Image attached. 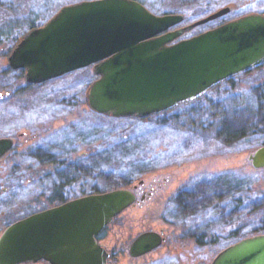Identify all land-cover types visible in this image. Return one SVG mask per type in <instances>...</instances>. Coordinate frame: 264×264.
<instances>
[{"label": "water", "instance_id": "1", "mask_svg": "<svg viewBox=\"0 0 264 264\" xmlns=\"http://www.w3.org/2000/svg\"><path fill=\"white\" fill-rule=\"evenodd\" d=\"M235 8L225 4L184 25V13L158 14L139 0H80L62 5L13 46L8 66L41 83L93 65L98 77L88 92L92 109L114 117H143L193 99L221 80L264 61V12H250L188 37L191 29ZM0 136V158L14 146ZM264 167V144L249 153ZM135 199L116 188L36 211L0 235V264L48 260L51 264H107L96 236ZM141 234L133 253L156 245ZM160 242L159 238L158 241ZM210 264H264V232L226 245Z\"/></svg>", "mask_w": 264, "mask_h": 264}, {"label": "rangeland", "instance_id": "2", "mask_svg": "<svg viewBox=\"0 0 264 264\" xmlns=\"http://www.w3.org/2000/svg\"><path fill=\"white\" fill-rule=\"evenodd\" d=\"M77 1L80 0H0V73L6 72V78L0 79V136H13L19 151L13 156L10 153L0 160V174L3 182L1 186L10 188L0 194V234L9 223L45 206L46 199L41 196L47 189L44 182L56 184L57 178L55 175L49 177L45 175L50 171L49 164V166L35 164L34 167L27 164L29 158L23 152L34 145V141L37 143L48 134L55 137L52 142H59V138H56L59 135L62 137V133H65V130L62 131L64 127H69L66 128L68 134L63 138V140L67 139L66 143L63 146L58 143L54 147L55 150L64 152L62 154L67 163L71 160L79 161L81 164L84 162L86 166L93 165L95 168L91 175L83 177L80 174L75 178L76 182L72 189L80 187V192L89 190L91 185L103 190L116 189L125 182L128 183L125 176L133 174V168L137 165L142 171L152 168L151 176L156 173V165H160L157 173L170 176L167 184L168 193L169 189H177L180 186L181 178L194 176L192 179H195L201 174L206 176L225 172L243 173L246 183L251 184L252 188H264V167H254L249 159V153L256 148V145L249 146V142L243 144L239 139L225 140L219 128L223 120L225 123L232 120L243 122L246 129L248 126L257 124V132H261L256 138L251 139L260 144L264 140V121L259 120L260 116L258 117L257 113L244 111L240 113L241 116L227 111L222 113V102L231 110L230 105L239 100L236 96L240 93L248 100L247 103L254 104L252 101L254 96H264L259 89L250 90L242 86V90L236 89L222 93L218 87H215L202 98L178 106L171 112L158 117L134 119L128 116H103L92 111L87 96L89 85L98 75L96 76L90 66L35 84L27 83L24 70L12 69L8 66L7 57L13 46L24 33L31 29L27 19H34L37 25H41L62 5ZM152 2L154 7L152 11L158 14L185 13L192 21L200 18L199 14L207 8H209L208 14L227 4V0H153ZM236 3L237 6L230 13L203 24L204 30L250 12H264V0H238ZM192 21H186L185 24ZM17 22L20 25L17 26ZM197 27L186 32L183 37L201 31ZM16 36L21 37L16 41ZM240 76L244 80L260 78L264 81V69L251 70ZM256 81L255 83H258ZM261 88L264 90V87ZM262 98L264 103V97ZM237 125L240 126V124ZM71 132L73 134H70ZM113 138L121 139L126 147L125 153L128 155L124 159V164H120V161L115 159H108L111 157V150L106 154V149L112 148ZM89 141L93 143L87 147ZM80 142L84 145H80ZM95 149L97 153L101 151L104 156L102 158L95 156L92 161L87 159ZM115 157H119L118 153H115ZM100 159L103 160L99 161ZM105 162L108 163L106 167H104ZM62 168L71 173L73 166L68 164ZM102 168L105 170L107 168L111 172L104 177L105 182L104 178L96 174ZM68 189L72 190L71 187ZM217 203L216 200L212 201L210 206L214 208L210 207L205 215V219L207 218L208 222L210 220L211 224L213 221L220 220L221 212H218L215 206ZM165 205V211L166 209L169 211V207L174 204L169 201ZM245 212L248 210H244ZM251 215L255 218L264 217L260 209ZM251 215L245 213L247 219ZM230 218H222V221H230ZM120 219L121 217L116 221L117 226H112L108 230L110 235H113L109 240L111 245L122 241ZM174 219L177 225L172 224L173 226L170 225L168 228L179 238V243L174 247L175 251L167 254L171 256L165 259L163 264H209L218 250L228 242L223 244L221 242L219 245L208 244V247L201 249L194 239L190 240L189 235L184 239L186 232L190 229L194 230L196 225L188 228L190 221L177 217ZM153 223L154 220L148 224ZM141 226L143 224L137 222V230ZM116 227L114 233L112 228ZM214 227L217 226L202 227L197 232L196 229L192 232L197 234L198 231H209L215 229ZM185 250L189 251L188 256L185 255ZM24 264L46 263L39 261Z\"/></svg>", "mask_w": 264, "mask_h": 264}, {"label": "flooded vegetation", "instance_id": "3", "mask_svg": "<svg viewBox=\"0 0 264 264\" xmlns=\"http://www.w3.org/2000/svg\"><path fill=\"white\" fill-rule=\"evenodd\" d=\"M90 67L92 68V71L94 72V66L90 65ZM84 68H86V67H84ZM259 68L264 69V61H262L258 65H255V66L248 68L247 70H244L240 73L234 74L232 76H229V77L221 80L217 85L213 86L209 90H211L215 87H218L220 92L225 93V92L235 91L236 89L242 90V86H244V87H246V89H250V90L251 89H259V90H261V93L264 95V90L261 88V87H264V81H261L260 78L259 79L257 78L256 79L257 81L256 80H249V79L244 80L243 77L240 76V75H244L245 73H247L251 70H256ZM255 81L258 83H255ZM90 86L91 85H89V89H90ZM209 90H207L205 93H203V94H201V95H199L193 99L178 103L169 109H166V110L154 113V114H150L148 116H143V117H135V116H128V117H131L134 119L135 118L144 119V118H149L152 116L158 117L164 113H168V112L173 111L178 106H181L183 104H188V103L193 102L196 99L202 98L203 96H205V94ZM241 95L242 94L240 93L236 96V97H239V98H237L239 100H236V101L233 100L235 102L230 105L231 110H229L230 108L229 109L226 108V106L222 102V106H223L222 107V113L227 111L229 113L231 112L232 114L237 115L238 112L236 111V109L244 110L245 105H246L248 100L245 98L244 95L243 96H241ZM223 97H224V95H223ZM260 97H264V96H262V95H258L256 97L254 96V98L252 99V101L254 103L253 105L256 104V99L257 98L259 99ZM87 98H88V96H87ZM259 102L261 104V107L264 108V103L262 102V100H259ZM88 103H89V101H88ZM92 111L94 113H98V114H101L103 116H107L106 114L99 113L94 109H92ZM223 121L224 122H222V124L219 127L220 132L222 133V137L225 140L228 139L230 141H234V139H237V137H234V138L229 137L228 138L225 134H226V131H229V132L239 131L240 128L237 125V122L235 120H232L230 122L228 121L227 123H225V120H223ZM230 123H233V124L230 125ZM226 125H230V126H226ZM66 128H69V127H64L62 129V131L65 130V133H62V135H61L62 137H60V135L58 137L56 136L57 137L56 139L59 138L58 139L59 142H52V140L55 137L51 134H48L47 136H45L41 139L42 141L40 143L39 142L36 143V141H34L35 144L31 145V146H35L39 143L37 145V150L39 149V151H37V150L36 151L35 150L30 151L29 150L28 151L31 158H30V160L27 161V164L32 165V167H34L35 164H39V165H48L49 164L50 165V171L46 172L45 175L48 177L50 175H55L57 178L56 184L55 183L46 184L44 182V185H47L46 186L47 189H50V190H47V189L44 190V192H42V195H41V196H44V198L46 199L45 200V206H43L42 208L39 207L36 210L32 211L31 213H34L36 211L43 210V209L58 205L60 203H63L67 200H70V199H73V198H76L79 196H83V195L94 193V192L108 191V189L103 190V189H100L98 186H95V185H91L90 189L87 191L83 190L80 192V187L72 189L74 187V183L76 182L75 178L77 176L79 177L80 174L83 175V177L91 175L92 173H94L95 168L93 165H90L89 167L86 166L85 165L86 163H84L82 161H81L82 164L79 161L74 162L72 160L70 163H67L66 158L63 157L64 152H62L63 153L62 154L61 153L62 150L61 151L55 150L54 147L58 143H60L62 146L64 145V143H66L67 139L63 140V138L68 134V132L66 131L67 130ZM245 131H246V129H245ZM53 133H55V132H53ZM70 134H73V133L71 132ZM11 137H13V136H11ZM90 140H92V138ZM14 141H15V143H14L13 148L9 152H7L2 158L7 157L10 153L13 156V155H15V153L19 152L18 149L16 148L17 144H16L15 138H14ZM91 143H93V141H89L87 144V147H89V145H91ZM74 144H75V141H74ZM80 145H84V144H82L80 142ZM26 153H27V151H26ZM108 153H109V151H106V154H108ZM95 156H97L96 149L92 150V152L89 154L87 159L92 161L95 158ZM102 156H104V155L100 151L99 157L102 158ZM169 156H171V154H169ZM2 158H0V160ZM101 160H103V159H100L99 161H101ZM68 164H70V166H73L71 173L67 172L66 169L62 168V166H68ZM104 164H105L104 167H106L108 163L105 162ZM159 166L160 165H156V173H153L152 176L150 173V171L153 170L152 168L151 169L146 168L140 174H135V175L131 174V175L125 176L126 179L123 176V179L128 181V183L125 182V184L120 185L118 188L130 189L131 191L134 192L135 199L133 200V202L130 205H128L126 208H124V210L122 212H120L118 215H116L113 218V220L104 229H102L96 236L98 242L102 246H104L109 253L108 258H107V264H149V263H151V264H163L164 260L165 259L167 260V258H169L171 256V255L168 256L167 254H169L171 251L172 252L175 251L174 247L177 246V244L179 243L178 242L179 238L176 237V235L172 231H170L168 228V226H170V225L171 226H173L175 224L177 225V223H176L177 221L174 219L175 217L180 218L181 220L190 221L188 228L191 227L192 225H194V226L196 225L194 227V230L190 229L189 231H187L188 233L186 232L184 239L186 238L187 235H189L190 240L194 239V241H196V243L198 244L199 247H201V249H203L205 246L208 247V244L217 243L219 245L221 242L223 244L226 241H228L226 244V245H228V244L235 242V241L240 239L239 238L237 240H232V234L235 231L234 223H233V225L226 224V223L225 224L221 223V225H220L219 221L218 222L213 221L211 224L210 220L208 223L207 218L205 219L206 212H208V210H210V207L209 206L201 207V204L208 201L207 195L206 194L200 195L201 192L199 191V189H195V188H198L197 183L199 180H202V179L208 177L209 175L205 176L204 174H201V176L199 175V177H196L195 179H192V177L194 178V176L185 177L184 179L181 178L180 179L181 180L180 186H178L177 189H172V190L169 189L170 192L168 193V191H167L168 185L167 184L170 181V176L162 175L161 173L160 174L157 173V172H159L157 170L159 168ZM96 174L99 177L104 178L108 174H111V172L107 168H106V170L104 168H102V170H100ZM163 176H165V177H163ZM188 180H189V183H187ZM105 181H106V179L104 178V182ZM2 183L3 182L1 181V174H0V194L2 192L8 191V189H10L4 185L1 186ZM68 187H71L72 190H69ZM112 189H114V188H112ZM210 199H212V197ZM169 201H172V203L174 205L169 207V211H168V209H166V211H165L164 205L166 203H168ZM194 203H197V205L195 207L193 206ZM198 203H200V206L198 205ZM211 208H214V207L211 206ZM170 209H172V211H170ZM216 209H218V208H216ZM13 210H14V208H13ZM214 211H216V210H214ZM163 212H164V214H162ZM186 212H187V214H186ZM218 212H220V210ZM31 213H29V214H31ZM194 213H196V214L202 213V214L201 215H195ZM29 214H27V215H29ZM27 215H25V216H27ZM120 217H121V219L119 222H120V226H121V230H122L121 235L123 236V238H122V241L120 243H114L113 245H111L112 243L110 244L109 240L111 239L112 234L110 235L108 230L112 226H117L118 223L116 221ZM191 219H192V221H191ZM153 220H154V223L152 225H149L148 223L153 221ZM137 222H139L141 225L143 224V226H141V228H139L138 230L136 228ZM11 223H9V224H11ZM208 225L209 226L219 225V227L218 226L216 228L214 227L215 229H211L209 231L208 230L207 231L204 230L201 232L198 231L197 234L193 233V232H195V229L197 232V230L199 228L208 227ZM112 229L115 233L116 232L115 229H117V227L112 228ZM145 232H155L158 235L160 242H157L158 238L156 237V245L153 248H151L145 252L133 253L132 252V244L135 242V240L141 234H143ZM245 236H248V235H245ZM245 236H243V237H245ZM184 242H186V241H184ZM184 242H181V243L184 244ZM225 246L221 247L218 250V252L221 249H223ZM184 252H185L186 256H188L190 254L188 250L187 251L185 250ZM191 252H192L191 253V255H192L193 254L192 248H191ZM216 254L213 256V258L216 256ZM174 257H176V255H174ZM213 258H212V260H213ZM40 261L45 262L46 264H51L46 259H41ZM211 261L209 262V264L211 263Z\"/></svg>", "mask_w": 264, "mask_h": 264}, {"label": "trees", "instance_id": "4", "mask_svg": "<svg viewBox=\"0 0 264 264\" xmlns=\"http://www.w3.org/2000/svg\"><path fill=\"white\" fill-rule=\"evenodd\" d=\"M139 1L144 3L149 9L153 10V8H154L153 2H152L153 0H139ZM237 1L238 0H227V4H234L235 6H237L236 5ZM208 10H209V8H207L205 11H203L202 12L203 14L202 13L199 14L200 15L199 17L206 15ZM205 12H206V14H205ZM184 15H185V19L182 23L185 24L189 21H192V19L189 20L188 15H186L185 13H184ZM27 23H28V26L30 28L38 26L36 23V20H34V19H30V18L27 19ZM182 23L180 25H184ZM16 25L18 26V25H20V23L17 22ZM202 26L203 25H200L199 27H197V29H200L201 31H203L205 28ZM201 31H199V32H201ZM20 37L16 36V41ZM5 78H6V72L0 73V79L3 80ZM262 99H263L262 97L259 99L257 98L255 105H253L251 103L250 104L246 103L244 110L236 109V111L238 112L237 115L241 116L240 113H243L244 111L253 112V113H257L258 117L260 116L259 120L264 121V108L261 107V104L259 102V100H262ZM232 124L233 123H230V125H232ZM237 124H240V126H239L240 130L236 131V132L226 131L225 135L228 138L229 137L233 138L237 135V139H239L241 143L243 142V144L245 142H249L248 143L249 146L256 145L255 147H258V146L264 144V140L262 142H260V144H259L254 139L253 140L251 139V138H256L257 134L261 132V131L257 132L258 131L257 130V128H258L257 124L255 126L254 125L248 126L247 129L245 127V123L237 122ZM252 126H254V127H252ZM245 129H246V131H245ZM41 141H38V142L40 143ZM112 142H113L112 148L109 150L108 149H106V150L107 151L111 150L110 156L113 158L109 157L108 159H115V161H118V162L120 161V164H124V159L127 157L128 154L125 153L126 147L124 146L123 141L121 139L118 140L116 138H113ZM37 145L29 147L28 150H24L23 154H26L27 158H29V160H30L31 156L29 155L28 151L29 150L30 151H34V150L36 151ZM26 151H27V153H26ZM37 151H39V149ZM115 153H118L119 157H115ZM99 155H100V152L97 153V156H99ZM133 171H134L133 174L135 175V174L142 173L144 170L142 171L140 168H138V165H137V167L133 168ZM197 184H198V188H195V189H199V191L201 192L200 195L206 194L207 199H208V201H206L207 203L205 202V203L201 204V207H203V206L211 207L210 206L211 202L216 200L218 203L215 206L221 212L219 224L221 225V223H223V224L226 223V224L233 225V223H234L235 231L232 234V240H237V239H239L245 235L264 232V217L260 218V216H258L255 218L251 215V214L255 213L256 210H259V209L264 214V188H260V187L257 189L252 188L251 184H248V182L246 183L243 173H235V172L217 173V174H213V175L209 174V177H206L202 180H199ZM211 197H212V199H210ZM196 205H197V203L193 204L194 207ZM198 205L200 206V203H198ZM246 209L248 210V212H245V213L251 215L248 219L244 213V210H246ZM221 210H223V211H221ZM186 214H187V212H186ZM194 214L195 215H201L202 213H197V214L194 213ZM235 214H238V216H235ZM240 214H242V216ZM230 216H231V218H230ZM227 217L230 218V221H222V218H227ZM217 226H219V225H217Z\"/></svg>", "mask_w": 264, "mask_h": 264}]
</instances>
